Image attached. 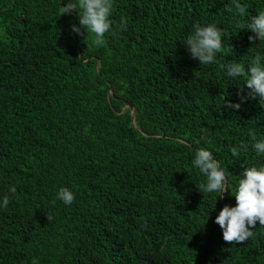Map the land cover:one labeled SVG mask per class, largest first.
Instances as JSON below:
<instances>
[{
  "label": "trees",
  "instance_id": "16d2710c",
  "mask_svg": "<svg viewBox=\"0 0 264 264\" xmlns=\"http://www.w3.org/2000/svg\"><path fill=\"white\" fill-rule=\"evenodd\" d=\"M68 2L0 0V264H264V227L231 244L214 222L243 166L264 165L251 147L230 152L249 129L264 138V106L241 103L244 78L220 67L264 56L246 28L264 0H240L244 16L230 0H113L101 47L72 31L78 8L60 16ZM196 23L223 29L216 63L191 58ZM201 147L227 171L222 198L198 189Z\"/></svg>",
  "mask_w": 264,
  "mask_h": 264
},
{
  "label": "clouds",
  "instance_id": "9594fccd",
  "mask_svg": "<svg viewBox=\"0 0 264 264\" xmlns=\"http://www.w3.org/2000/svg\"><path fill=\"white\" fill-rule=\"evenodd\" d=\"M77 8L79 9V25H73L72 31L84 36L85 33L82 31L84 29L93 34L92 43L94 46H103L106 43V33H109L113 27V20L110 19L113 0L68 2L66 6H60L59 14L60 16L71 15L73 10L77 12ZM226 11L244 16L247 9L240 0H230ZM126 23V19L122 17L118 27L123 30L126 28ZM246 28L254 33L248 37L249 41L254 42L257 39L264 41V10H259L256 15H253ZM241 29H245V27L241 25ZM185 45L191 58L198 60L200 65L216 63L217 53H220L224 48L223 29L215 23H208L203 26L196 23ZM220 67L229 78H244L247 92L244 93L241 89L239 93L241 103L259 97L261 106H264V56L256 54L248 62L247 67L236 60L221 64ZM241 103L233 104L224 99V104L228 108L239 109ZM248 135L250 144L241 141L238 145L231 146L232 156L240 157L241 153L247 152L249 147L257 155L264 154V138H258L254 129H249ZM192 165L206 178L205 182L198 187L204 195L215 192L219 193L218 197L222 198L225 193L229 192L227 171L210 150L204 147L196 150ZM8 192L11 196H15L17 193L16 186L10 185ZM231 194L235 197V206L225 204L214 222L220 226L226 243L242 244L255 235L253 229L256 228L257 224L264 227V165L243 166L240 178ZM56 199L70 206L75 200V195L68 187H61L56 194ZM9 203V195H4L0 200V208H6ZM47 219L50 222L52 217L47 215ZM32 264H38V261L34 259Z\"/></svg>",
  "mask_w": 264,
  "mask_h": 264
},
{
  "label": "rangeland",
  "instance_id": "374dc122",
  "mask_svg": "<svg viewBox=\"0 0 264 264\" xmlns=\"http://www.w3.org/2000/svg\"><path fill=\"white\" fill-rule=\"evenodd\" d=\"M0 18H1V16H0ZM3 28H4L3 22H0V33H2ZM131 111H132V110H131Z\"/></svg>",
  "mask_w": 264,
  "mask_h": 264
},
{
  "label": "water",
  "instance_id": "95a60500",
  "mask_svg": "<svg viewBox=\"0 0 264 264\" xmlns=\"http://www.w3.org/2000/svg\"><path fill=\"white\" fill-rule=\"evenodd\" d=\"M109 91H110V89H109ZM131 115H132V121H133V123H134V113H133V109H132V111H131Z\"/></svg>",
  "mask_w": 264,
  "mask_h": 264
}]
</instances>
